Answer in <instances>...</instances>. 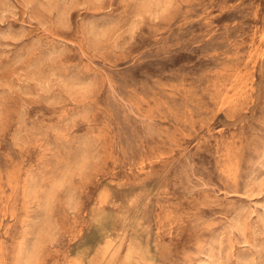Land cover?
Wrapping results in <instances>:
<instances>
[{
    "label": "rangeland",
    "instance_id": "obj_1",
    "mask_svg": "<svg viewBox=\"0 0 264 264\" xmlns=\"http://www.w3.org/2000/svg\"><path fill=\"white\" fill-rule=\"evenodd\" d=\"M0 264H264V0H0Z\"/></svg>",
    "mask_w": 264,
    "mask_h": 264
},
{
    "label": "snow or ice",
    "instance_id": "obj_2",
    "mask_svg": "<svg viewBox=\"0 0 264 264\" xmlns=\"http://www.w3.org/2000/svg\"><path fill=\"white\" fill-rule=\"evenodd\" d=\"M139 2H140V3H143V2H145V0H139Z\"/></svg>",
    "mask_w": 264,
    "mask_h": 264
},
{
    "label": "bare ground",
    "instance_id": "obj_3",
    "mask_svg": "<svg viewBox=\"0 0 264 264\" xmlns=\"http://www.w3.org/2000/svg\"><path fill=\"white\" fill-rule=\"evenodd\" d=\"M243 97V96H242Z\"/></svg>",
    "mask_w": 264,
    "mask_h": 264
}]
</instances>
